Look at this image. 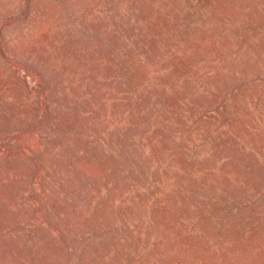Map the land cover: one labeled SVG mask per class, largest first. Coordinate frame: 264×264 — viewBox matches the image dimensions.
Masks as SVG:
<instances>
[{
	"label": "rangeland",
	"instance_id": "obj_1",
	"mask_svg": "<svg viewBox=\"0 0 264 264\" xmlns=\"http://www.w3.org/2000/svg\"><path fill=\"white\" fill-rule=\"evenodd\" d=\"M0 264H264V0H0Z\"/></svg>",
	"mask_w": 264,
	"mask_h": 264
}]
</instances>
